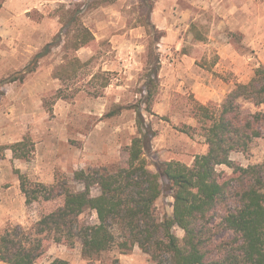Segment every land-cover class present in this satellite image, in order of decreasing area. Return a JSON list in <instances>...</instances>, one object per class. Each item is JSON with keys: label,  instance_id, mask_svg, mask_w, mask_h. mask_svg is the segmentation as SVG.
<instances>
[{"label": "rangeland", "instance_id": "obj_1", "mask_svg": "<svg viewBox=\"0 0 264 264\" xmlns=\"http://www.w3.org/2000/svg\"><path fill=\"white\" fill-rule=\"evenodd\" d=\"M189 8L187 0H4L0 5V234L8 226L29 228L63 204V198H57L26 205L17 171L32 183L50 186L64 179L78 189L72 180L75 171L126 166L128 148L137 135L136 106L155 134L144 155L150 171L171 161L191 166L197 155L207 152L205 129L210 122L198 109L190 79L213 77L230 84V77L213 72L218 56L199 43L208 41L213 16L200 6L196 16L188 19ZM260 12L264 36V7ZM69 18L90 30L95 47L71 49L73 32L61 34V20ZM157 19L161 21L156 23ZM57 36L62 43L35 59ZM230 42L238 53V70L251 74L250 81L255 70L264 67V37L254 48L240 33L233 34ZM249 56L251 68L244 64ZM155 58L160 67L158 86L148 113L142 102ZM71 59L84 63L76 76L56 78L57 69ZM105 82L109 85L102 87ZM235 84L224 87L223 97L205 105L210 113L218 116ZM118 109V115L109 116ZM241 111L264 112V106L256 109L242 103ZM22 141L32 147L27 160L15 159L10 150ZM231 160L242 167L264 165V138L254 139L245 153H232ZM217 172L221 181L233 177L225 166ZM98 194L93 188L92 195ZM172 204L164 190L155 205L156 215L171 216ZM81 219L95 223L96 215L87 212ZM173 233L180 240L184 236L177 227ZM134 249L128 255L115 249L90 260L82 257L79 243L68 248L50 240L35 264L55 260L113 264L115 259L118 264H153ZM122 256L126 257L120 260Z\"/></svg>", "mask_w": 264, "mask_h": 264}, {"label": "trees", "instance_id": "obj_2", "mask_svg": "<svg viewBox=\"0 0 264 264\" xmlns=\"http://www.w3.org/2000/svg\"><path fill=\"white\" fill-rule=\"evenodd\" d=\"M61 23L62 36L73 32L71 49L95 47V37L78 19ZM61 43L57 36L35 59ZM83 65L71 59L57 69L55 77H74ZM159 69L155 58L142 102L148 113ZM240 103L256 109L264 106V67L257 68L248 83L232 87L218 116L198 105L210 122L205 129L208 150L197 155L191 166L171 161L160 163L155 172L147 168L144 155L155 134L136 106L137 135L128 148L126 166L75 171L72 180L78 189L64 179L50 186L32 183L17 171L26 205L57 198H63V204L29 228L6 227L0 234V262L35 264L51 240L68 248L79 243L82 257L90 260L115 249L128 255L138 247L153 264H264V165L242 167L231 160L232 153H245L254 139L264 138V112L243 114ZM119 113L120 109L114 110L109 116ZM28 146L22 141L10 150L15 159L27 160L32 152ZM220 166L231 169L233 177L221 181ZM93 188L98 195H92ZM164 190L173 199L172 214L160 219L155 205ZM87 212L96 215L95 223L81 219ZM175 227L184 233L181 240L173 233ZM51 264L67 263L55 260Z\"/></svg>", "mask_w": 264, "mask_h": 264}, {"label": "crops", "instance_id": "obj_3", "mask_svg": "<svg viewBox=\"0 0 264 264\" xmlns=\"http://www.w3.org/2000/svg\"><path fill=\"white\" fill-rule=\"evenodd\" d=\"M187 2L191 6L187 10L188 14H185L186 16L188 15V19L196 16V9L200 6H203L213 16L208 41L199 43L204 46L205 50L218 56L219 60L215 64L213 72L225 78L226 76L230 77L228 79L230 84L213 77H210L208 81H200L195 77H191L190 81L193 83L192 88L195 98L200 104L205 106L211 101L217 100L219 95L223 97L226 91L224 87H229L234 82L236 84L248 83L251 74L248 77L246 74H241L240 70H238V53L234 44L230 42V37L235 33H240L244 38L248 39L249 44H246L247 46L255 47L256 41L264 37L260 29L263 20L262 12L260 11L261 7H264V0H187ZM185 15L183 19L186 18ZM160 21L157 19L156 23ZM192 21H195V19ZM219 39L222 40L220 41ZM247 59L244 64L251 68L252 64L249 61L251 57L249 56ZM123 257L126 256H122L120 260Z\"/></svg>", "mask_w": 264, "mask_h": 264}]
</instances>
